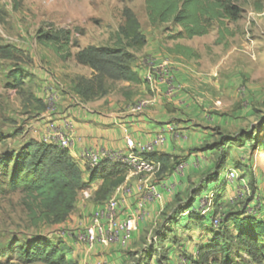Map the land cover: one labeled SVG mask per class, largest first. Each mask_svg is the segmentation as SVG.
<instances>
[{
	"label": "rangeland",
	"instance_id": "374dc122",
	"mask_svg": "<svg viewBox=\"0 0 264 264\" xmlns=\"http://www.w3.org/2000/svg\"><path fill=\"white\" fill-rule=\"evenodd\" d=\"M239 5L241 17L229 24L232 35L215 44L216 23L206 35L188 42L173 37L178 28L172 23L151 24L145 0H0V264H42L26 263L16 250L17 243L38 235L73 247L60 230L77 227L82 220L81 212L75 208L63 223L34 225L23 187L10 183V174L5 175L1 170V161L13 156L23 144L38 140V117L41 112L55 107L56 96L85 100L81 90L90 81L97 85L98 72L90 64L91 50L113 46L114 33L131 15L137 19L146 38L143 46L131 50L132 69L135 71L148 55L168 58L176 64V55L182 53L187 58L183 64L190 63L194 72L197 68L201 71L199 75L194 72L188 75L192 85L196 86L192 104L202 109L206 116H224L226 119L223 128L213 129L214 136L209 142L211 145L220 135L234 137L228 147H217L213 153L210 169L214 171L213 177L217 176V163L223 166L219 171L223 190L217 191L220 194L218 210L237 211L251 204L256 196L264 203V147L261 146L264 142V0H240ZM48 37L51 40H47ZM186 43L192 46L193 52L178 51V47ZM65 44L61 52L55 51V47ZM14 69L21 73L20 82L12 76ZM103 85V96L85 101L103 97L129 98L139 89L136 83L122 79L106 78ZM215 102L220 104L215 105ZM247 135H252L253 139L249 140ZM240 137L245 138L238 143ZM230 167L237 173L232 183L226 177ZM208 186L191 183L185 195L191 188L200 194L219 190V186H210V183ZM88 191L91 198L86 199L81 192L79 199L83 207L90 209L97 201L91 190ZM173 223L168 226L173 229L171 231L162 224L169 237H172L170 233L180 235V226L187 227ZM182 237L185 236L182 234ZM174 239L178 247L181 238ZM144 249L148 263L152 255V264L169 263L163 257L166 250L161 240L157 241L156 249L151 245ZM72 250L78 259L81 250ZM187 258V254H183L182 263ZM138 259L134 256L128 264H136L132 261ZM94 262L92 258L87 264ZM234 264L264 262L254 263L244 254L235 258Z\"/></svg>",
	"mask_w": 264,
	"mask_h": 264
},
{
	"label": "trees",
	"instance_id": "16d2710c",
	"mask_svg": "<svg viewBox=\"0 0 264 264\" xmlns=\"http://www.w3.org/2000/svg\"><path fill=\"white\" fill-rule=\"evenodd\" d=\"M240 0H145V9L151 24L172 23L178 28L173 37L192 38L206 35L216 23L217 37L215 44L221 43L226 36L232 35L229 24L241 17ZM47 40H51L48 37ZM146 43L145 35L139 29L137 19L128 16L124 24L114 33V43L111 47L91 50L92 68L98 72L94 86L91 81L81 90L85 100L101 97L105 94L104 79H122L132 83L141 80L131 67L133 53L131 50ZM67 44V43H66ZM55 47L56 52L66 47ZM189 50V48L179 46ZM6 52L10 55V51ZM14 80L20 82L21 73L12 72ZM40 100V99H39ZM245 137H240L241 143ZM252 140V135H247ZM255 140V139H254ZM234 141L233 136L220 135L211 145L206 143L202 149L225 148ZM264 147V142L261 143ZM150 160L159 163L158 174L172 170L176 164L171 156L150 153ZM225 165V164H223ZM223 166H215L217 176L210 171L204 177L206 187L219 186L214 195V212L221 214L217 228L212 226L211 217L202 216L192 210V202L198 203L200 193L196 189L185 205L194 219H207L212 226L211 238L205 246L197 249L195 256L187 255L188 264H234V259L247 255L254 263L264 262V203L256 214L246 213L245 205L237 211L218 210L219 193L222 191L221 172ZM1 170L6 175L9 172L10 183L22 186L30 218L34 225L40 223H63L75 209L78 193L87 190L100 180L93 191L97 203L105 201L114 188L125 180L128 168L118 162L102 161L96 168H90L86 163H80L70 156L67 149H60L55 144L29 141L13 156L1 161ZM215 171V173H216ZM87 174V175H84ZM214 183V184H213ZM261 199V198H260ZM216 206V207H215ZM62 241H51L42 235L28 238L16 245L19 257L26 263L41 262L42 264H78L71 247ZM219 254V257H216ZM167 259L166 255H163ZM160 263L161 260L158 259ZM168 264V263H165Z\"/></svg>",
	"mask_w": 264,
	"mask_h": 264
},
{
	"label": "crops",
	"instance_id": "0c3cea01",
	"mask_svg": "<svg viewBox=\"0 0 264 264\" xmlns=\"http://www.w3.org/2000/svg\"><path fill=\"white\" fill-rule=\"evenodd\" d=\"M196 37L184 39L190 42ZM181 46L189 48V50L178 47L179 52H181L180 50L185 53L193 52L189 43ZM181 54L176 55L178 62H180L174 64L176 83L181 86V90L174 97L165 95L164 87L158 92L154 91L151 85L145 83L143 81L144 70L139 64L135 70L141 80L136 83L139 89L129 98L103 97L95 101H80L74 97L60 96L53 109L41 112L38 117L36 122L38 134L48 127L52 129L63 128L64 121L72 124L75 134L80 140H76L75 145L68 152L80 163H83L78 158L81 147H88L93 150L117 149L126 151V139L149 142L164 127H168L166 141L154 153L169 155L176 164L180 160L186 161V166L179 176L173 173L174 168L161 174L156 173L154 176H136L127 172L122 184L131 187L133 194L122 197L124 214L133 212L139 207L140 202L144 201L142 205L144 215L138 220L131 241L122 249L111 244L104 247L98 246L89 251L83 246L73 245L72 248L81 250L78 253V264H85L92 258L95 259V262L106 260L107 264H128L134 256L143 260L141 262L138 259L137 262L132 261L133 263L152 264L154 255L148 263L144 248L151 245L156 249L158 240L162 241L166 250L168 264H183L181 261L183 254L195 256L197 249L205 246L211 238L212 226L210 221L203 218L194 219L190 215L189 209L185 208L189 197L191 195L196 197L192 193L194 188H191L186 195L185 192L191 183L204 185L203 179L210 172L214 157L213 151L210 149L203 150L202 147L212 141L213 129L216 127L223 128L226 119L224 116H206L202 109L192 104L194 100L192 94L196 91V86L192 85L188 75L190 76L194 69L190 68V63L183 64L186 57L184 58ZM180 66L188 68L189 71L181 70ZM200 72L197 68V72L194 73L199 75ZM149 96L155 98L151 106L137 113L129 110L130 104ZM195 160L197 165L194 166L192 163ZM152 181L159 182L156 189L160 198L147 199L146 188ZM162 183L172 186L169 189L163 188ZM99 184L100 180L87 190H91L93 193ZM80 193H78L75 208L81 212V221L85 222L92 207L89 209L82 206L79 199ZM196 202V200L192 202L193 206L197 204ZM163 223L170 231L173 230L168 227L170 223L176 224V226L182 224L187 227L180 226L182 233L180 235L170 233L172 237H169L167 229L162 227ZM153 230H157L155 234L152 233ZM182 234L185 237H182ZM174 238H181L178 239L181 241L178 243V247L175 245L176 240ZM184 264H188L185 259Z\"/></svg>",
	"mask_w": 264,
	"mask_h": 264
},
{
	"label": "built area",
	"instance_id": "2783aa9c",
	"mask_svg": "<svg viewBox=\"0 0 264 264\" xmlns=\"http://www.w3.org/2000/svg\"><path fill=\"white\" fill-rule=\"evenodd\" d=\"M144 70L143 81L151 85L154 91H161L165 88L164 93L168 97H174L181 90V86L176 83L175 66L168 58L148 55L141 61ZM244 88H242V91ZM244 92V91H243ZM58 99V96L55 97ZM155 98L152 96L138 99L129 105L131 112H140L154 103ZM220 102H215L219 105ZM50 107L49 109H53ZM168 127L160 129L153 139L149 142L135 141L126 139V151L117 149H99L93 150L88 147H81L78 152V158L86 163L90 168L98 167L102 161L118 162L128 168V172L133 175L154 176L159 169V163L147 158V155L153 153L157 148L164 145L166 141V132ZM40 142L55 144L60 149H71L75 145L77 138L73 126L70 122L64 121L63 128H45L40 132ZM192 165H197L193 161ZM186 166V161H179L173 169L177 176L181 175ZM226 177L229 182H233L237 177L235 169L228 168ZM159 182L152 181L146 188L147 199L153 197L160 198L156 187ZM171 184L162 183L163 188H171ZM85 198H91L88 190L82 191ZM133 191L131 187L120 184L114 188L113 194L101 203H97L90 210L87 220L80 221L77 227L73 229H62L60 234L65 236L75 246H83L91 251L98 246L115 245L118 248H124L131 241L139 219L144 215L142 205L131 213L124 214L122 209L123 196H131ZM261 207L259 196L254 197L253 202L249 204L245 211L249 214H256ZM192 210L202 216L211 217L212 226L217 228L221 221V214L214 212V195L212 192L201 194L198 203ZM87 264V263H85ZM94 264H107L106 260H100ZM184 264V263H183Z\"/></svg>",
	"mask_w": 264,
	"mask_h": 264
}]
</instances>
